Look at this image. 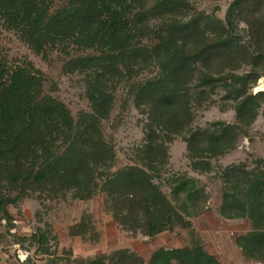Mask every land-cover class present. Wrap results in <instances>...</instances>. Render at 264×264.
Segmentation results:
<instances>
[{"label":"trees","instance_id":"trees-1","mask_svg":"<svg viewBox=\"0 0 264 264\" xmlns=\"http://www.w3.org/2000/svg\"><path fill=\"white\" fill-rule=\"evenodd\" d=\"M0 22L42 58L64 56L63 73L82 75L89 102V110L74 116L45 91L46 76L33 61L12 63L0 49V219L12 222L9 205L33 194L89 200L103 192L106 211L125 230L149 237L177 227L193 233L187 207L205 191L186 174L165 178L169 144L183 136L191 167L211 172L213 159L248 134L260 110L264 115V91L252 92L264 76V0H233L224 18L192 0H0ZM246 65L250 69L240 73ZM219 88L234 102L238 123L193 127L195 106L210 102ZM119 91L126 93L123 110L131 101L144 115V136L133 163L114 169L117 151L102 125ZM246 167L226 166L220 213L251 221V230L236 243L246 257L264 260V170ZM158 179L172 184L173 197L185 193L181 206ZM46 225L30 241L49 256L47 264H60ZM70 233L97 238L91 215L84 214ZM63 264L221 261L193 243L159 247L149 260L119 248Z\"/></svg>","mask_w":264,"mask_h":264},{"label":"rangeland","instance_id":"rangeland-1","mask_svg":"<svg viewBox=\"0 0 264 264\" xmlns=\"http://www.w3.org/2000/svg\"><path fill=\"white\" fill-rule=\"evenodd\" d=\"M192 1L198 9L209 13L215 12L219 17L224 18L233 0ZM0 49L7 54L12 63H19L24 58L33 61L46 76L45 91L63 100L74 116H77L80 110H89L83 77L77 72L63 73L64 56L54 52L47 58H42L23 43L14 32L4 29L1 22ZM249 69L250 66L246 65L240 73ZM257 87L258 82L253 86L252 92L255 93ZM125 95V92H118L110 119L105 120L102 125L106 139L113 143L117 151L114 169L133 163L134 151L143 142L144 136L145 117L131 101L128 108L123 110L121 104ZM223 95V89H216L211 94L210 102L195 106L196 116L193 127H207L210 123L219 120L230 124L238 123L233 109L234 102L227 101ZM246 129L248 134H240L234 148L214 158L213 171L206 173H200L191 167L183 136H177L169 144L170 163L166 168L165 178L186 174L189 178L195 179L197 188L198 185L202 186L205 191L204 197L199 196L194 204L187 203L190 214L188 218L193 223V233L177 227L173 231H164L149 237L141 232L125 230L106 211V195L103 192H99L89 200L75 199L70 195L60 199H41L33 194L16 206L9 205V211L14 217L12 222L7 223L0 219V264H47L49 256L38 251L37 246L29 238L39 228H46V224H49L52 230V236L49 238L52 252L62 257L60 264L69 258H93L100 253H111L119 248L135 250L146 259L157 247L193 243L203 244L221 261V264H264V260L246 257L236 243L238 235L251 230V221L244 217L227 218L220 213L224 186H226L222 174L226 166L243 163L250 171L264 170L262 161L264 160V121L260 124L257 117ZM158 181L173 202L181 206L185 193L181 192L177 197H173L172 184L165 179ZM86 213L91 215L92 224L96 228L95 239L90 234L83 238L70 233V227L78 223Z\"/></svg>","mask_w":264,"mask_h":264},{"label":"crops","instance_id":"crops-1","mask_svg":"<svg viewBox=\"0 0 264 264\" xmlns=\"http://www.w3.org/2000/svg\"><path fill=\"white\" fill-rule=\"evenodd\" d=\"M257 91H264V76H262V77L260 78V80L258 81ZM257 91H255V92H257ZM258 120H259V123H260V124L264 121V115H263L262 111H260V114H259V116H258ZM183 246H185V245H182V246H180V245H173V246H169V247L160 246V247H165V248H176V247H183ZM157 248H159V247H157ZM157 248H155V249H157ZM155 249H154V250H155ZM154 250H152V251L148 254L146 260H149L151 254H152V252H153Z\"/></svg>","mask_w":264,"mask_h":264}]
</instances>
